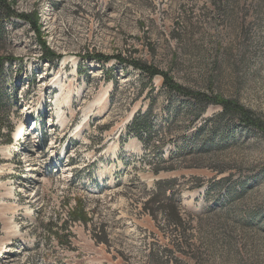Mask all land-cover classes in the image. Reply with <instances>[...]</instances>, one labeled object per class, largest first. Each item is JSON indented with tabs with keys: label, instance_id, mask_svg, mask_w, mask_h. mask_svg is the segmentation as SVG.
Masks as SVG:
<instances>
[{
	"label": "rangeland",
	"instance_id": "rangeland-1",
	"mask_svg": "<svg viewBox=\"0 0 264 264\" xmlns=\"http://www.w3.org/2000/svg\"><path fill=\"white\" fill-rule=\"evenodd\" d=\"M16 1L60 59L42 60L28 24L4 23L17 104L0 118V264H264V134L215 105L196 119L161 77L86 58L146 63L264 122V0ZM147 111L142 145L127 127ZM159 159L173 170L154 175ZM161 180H174L179 230L142 212ZM77 199L109 247L68 216Z\"/></svg>",
	"mask_w": 264,
	"mask_h": 264
},
{
	"label": "trees",
	"instance_id": "trees-1",
	"mask_svg": "<svg viewBox=\"0 0 264 264\" xmlns=\"http://www.w3.org/2000/svg\"><path fill=\"white\" fill-rule=\"evenodd\" d=\"M16 2V0H0V33L3 30V26L6 21L11 19L22 21L30 26L31 30L39 39L42 60H45L49 63L59 60L60 57L50 51L46 46V42L43 40L40 32L41 26L38 25V12L33 10L29 13H19L15 7ZM86 58L105 63L115 59L120 64H126L133 70L139 72L143 77H146L148 83H150L155 77H161L162 86L168 93L189 99L193 102V107H195L197 110L195 116L196 119L201 117L208 106L215 105L222 109V117H228V119L237 120L241 126L258 130L264 134V122L259 118L253 117L248 110H246L236 101L223 99L219 96H210L202 92L190 91L175 83L166 72L158 70L151 65H147L146 63H142L137 60L125 59L124 57H121V55L107 57L100 54H94L87 55ZM8 61H10L8 58H0V118L3 114L8 113L12 106L17 104L16 95L14 94L11 97L4 86L3 66L4 63ZM150 118V111H147L143 114L136 113L131 123L127 127L129 135L136 138L142 145L147 144L154 134L151 127ZM167 164L168 162L164 161L163 159H159L158 163L152 169L153 174L157 175L162 171H172V167H168ZM173 185L174 180H161L155 182L152 190L148 194V197L141 204V208L142 212L148 215L155 224H157L158 220L161 218L166 221L168 225L174 226L175 229L179 230L184 225V219L182 217L180 206L177 202V192L174 190ZM81 203L82 201L77 199L76 205L68 213V216H72L75 221L81 222L85 227L90 223V238L93 240L94 244L96 246L104 245L109 247L107 241L108 233L106 228L103 225L98 226L97 224L93 223L92 215L94 212L89 214L85 210V206L81 205Z\"/></svg>",
	"mask_w": 264,
	"mask_h": 264
}]
</instances>
